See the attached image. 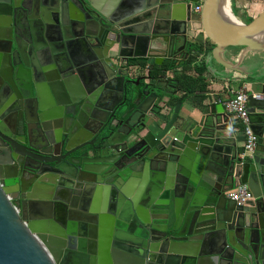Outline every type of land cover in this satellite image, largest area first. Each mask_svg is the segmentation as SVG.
I'll return each mask as SVG.
<instances>
[{
  "label": "water",
  "instance_id": "water-1",
  "mask_svg": "<svg viewBox=\"0 0 264 264\" xmlns=\"http://www.w3.org/2000/svg\"><path fill=\"white\" fill-rule=\"evenodd\" d=\"M225 1L196 14L199 0H0V88L21 98L18 118L7 97L0 110V264H264V87L249 96L258 142L244 163L224 105L180 120L185 94L162 119L170 70L128 88L144 64L126 57L174 70L196 24L209 58L245 74L226 52L264 51V9L246 23ZM75 58L90 65L80 92L65 73ZM239 184L245 206L227 197Z\"/></svg>",
  "mask_w": 264,
  "mask_h": 264
},
{
  "label": "crops",
  "instance_id": "crops-1",
  "mask_svg": "<svg viewBox=\"0 0 264 264\" xmlns=\"http://www.w3.org/2000/svg\"><path fill=\"white\" fill-rule=\"evenodd\" d=\"M262 6L255 7L250 6L253 9L252 12L247 10L245 0H237V7L247 12L248 15L251 17L257 16L263 9L264 4L261 2ZM102 7H106L104 9H108L106 5H102ZM195 4L193 5L194 10ZM195 13V12H194ZM232 18L233 17L232 14ZM237 18L243 22H246L242 18L237 15ZM198 29V37L196 38L199 42V46H201L202 53L204 55L203 59L205 58V62L208 65L207 72L204 75L206 82L208 83V88L206 90H198L196 94L189 95L188 93H184L175 86V88H171L168 86L167 90L172 95L165 96L164 100L166 102L165 109L162 114V119L167 120L169 115H172L175 105H172L173 101L175 104L179 100L180 97H183L185 94H188L187 97L184 98L182 107L180 109L179 118L182 119H192V118H200L204 108L206 105L216 104V105H224V102L232 97L234 93L239 89H246L248 95L256 93V89H263L264 87V51H245L244 48L240 50L237 49H228L226 52V56L229 60H232L235 64H237L245 74L237 72V71H230L225 69L224 67L217 64L214 60L210 59V55H206V53L211 49V40L206 37L203 30L200 29L199 24H196ZM182 35L184 36L185 28H179ZM184 31V32H183ZM189 32V31H187ZM190 34V33H189ZM194 36L191 32L189 38ZM188 39V38H187ZM180 44L182 45L185 41L184 37L180 38ZM179 44V45H180ZM137 61L135 65H143V67L139 68V72L142 77L150 73V70L155 68V70H160L159 73H156V76H159L163 69L170 70L169 77L171 79L178 80L179 75L184 70V67H176L174 70L170 69V65L172 64L170 60L167 58H159L156 60L155 58H150L147 63ZM195 63H191L189 65V72H193V67ZM146 66V67H145ZM134 72L136 71L133 68ZM179 81V80H178ZM249 106V102H248ZM225 107V106H224ZM257 112L259 110L257 109ZM225 114L227 116L226 124L227 128L230 131V144L234 146V151H237L238 156L244 150L245 146V137L242 130V123L233 115L227 113L225 109ZM150 120V119H149ZM192 121V120H191ZM232 189V186L229 190ZM228 190V191H229ZM227 191V192H228Z\"/></svg>",
  "mask_w": 264,
  "mask_h": 264
},
{
  "label": "flooded vegetation",
  "instance_id": "flooded-vegetation-1",
  "mask_svg": "<svg viewBox=\"0 0 264 264\" xmlns=\"http://www.w3.org/2000/svg\"><path fill=\"white\" fill-rule=\"evenodd\" d=\"M1 9H3L2 6H0V10ZM192 11H193V7H192ZM196 26L197 25L192 27V30L190 32H188L186 40H184L185 42L182 45L180 44V47L186 44L185 48L182 49L177 54V57L179 58L180 66L181 65L183 66L184 64H186L187 61H189L191 59H193V62H192L193 64L194 63L195 64L200 63L204 57L201 49L199 50V47H200L199 42L196 39L198 37V29ZM185 29H186V27H185ZM16 30H17V34H15V32L13 34L14 37L16 36V38H13L14 40H13V46H12L11 51H12V56H14V58L16 57L15 60L18 62L19 55L16 52V50H17L16 40L21 44L23 42V37L20 35V33H22V31L18 30V29H16ZM88 30L89 29L87 28L86 33L88 32ZM90 30L94 31V29H90ZM187 31H189V29ZM191 32L193 33L194 36H191L189 38ZM11 33H12V30L7 29V34L9 36H11ZM78 45H80V44H78ZM78 48H80V47L78 46ZM83 48H84V46H83ZM6 58H7V62H8V69L10 70L11 64H12L11 54L9 53ZM78 59L79 58H75V61H74L75 65L79 64V62L82 61V59H80V60H78ZM130 59H131L130 57H126L124 59V61L129 67H132V66H134V62H132ZM171 63H172V61H171ZM74 64L72 63V61L69 60V62L66 64L65 73L71 76L73 81L78 85V92H80L81 89H80L79 85L82 86L83 85L82 80L84 78L86 79V76H88L87 69H85L83 67H86V68L89 67L88 68V70H89L90 65L86 64L85 66H83V64H79V66L73 67ZM150 73H151V70H150ZM153 73H154V71H153ZM128 79L130 80V82L128 83V88L130 91L138 92V91H140V89H142L144 87V83H145L144 79L142 78L140 73H137V71L134 72L133 68H131L130 75L128 76ZM136 81H139V84H137ZM6 97H7V99L12 100L10 105H12V106L15 105V107L17 108L15 110H13L11 113L14 114V119L18 118L20 116V112L18 109L21 106V103H20L21 98L19 96V92L12 90L7 85L0 88V110H2V111H6V109L4 110L6 102H4L2 104V101L5 100ZM32 130H34V127H32Z\"/></svg>",
  "mask_w": 264,
  "mask_h": 264
},
{
  "label": "built area",
  "instance_id": "built-area-1",
  "mask_svg": "<svg viewBox=\"0 0 264 264\" xmlns=\"http://www.w3.org/2000/svg\"><path fill=\"white\" fill-rule=\"evenodd\" d=\"M207 0H199L195 4L194 12L201 14L204 4ZM255 98H261V94H254ZM249 95L246 89L237 90L234 95L224 102L227 113L235 116L242 123V130L245 137L244 150L240 153L241 163L252 159L255 155V148L258 142V136L254 133L249 112ZM227 197L237 206H245L254 199L253 193L247 184H239L227 192Z\"/></svg>",
  "mask_w": 264,
  "mask_h": 264
},
{
  "label": "trees",
  "instance_id": "trees-1",
  "mask_svg": "<svg viewBox=\"0 0 264 264\" xmlns=\"http://www.w3.org/2000/svg\"><path fill=\"white\" fill-rule=\"evenodd\" d=\"M262 2L264 4V0ZM233 12H234V9H233ZM234 14L236 15L235 12H234ZM249 22H246V23H249ZM214 46L215 45L212 43L211 49L206 53V55L212 54V49L214 48ZM200 48H201V46L199 47V50H200ZM241 48H243V47H241V46L229 47V49H237V50H240ZM192 62H193V59L187 61L186 64H184L183 66L181 65L182 67H184V70L182 71V73L178 77V80H179L178 88L180 90H182L184 93H188L189 95L196 94L197 91L200 89L206 90L208 88V83L206 82V79L204 77V75L207 72V67H208V65L205 62V58L202 59V61L200 63H196L194 65L193 72H189L188 68H189L190 63H192ZM153 71H154V73H153ZM159 71L155 70V68H153L151 70V74L155 77L156 73L158 74ZM172 105H175V101H173Z\"/></svg>",
  "mask_w": 264,
  "mask_h": 264
},
{
  "label": "rangeland",
  "instance_id": "rangeland-1",
  "mask_svg": "<svg viewBox=\"0 0 264 264\" xmlns=\"http://www.w3.org/2000/svg\"><path fill=\"white\" fill-rule=\"evenodd\" d=\"M231 1V7L232 10L234 9V12L236 13V15H238L240 18H242L243 20H245L246 22H251L254 19V16L251 17L250 15L247 14L246 11L239 9L237 7V0H230ZM263 0H245L246 4V8L247 10H249L250 12L253 11V9H251L250 6H255V7H260V5L262 4ZM262 6V5H261Z\"/></svg>",
  "mask_w": 264,
  "mask_h": 264
},
{
  "label": "bare ground",
  "instance_id": "bare-ground-1",
  "mask_svg": "<svg viewBox=\"0 0 264 264\" xmlns=\"http://www.w3.org/2000/svg\"><path fill=\"white\" fill-rule=\"evenodd\" d=\"M223 11L227 17H229L232 20H236V19L232 18L233 12H232V8H231L230 0L225 1L224 6H223ZM233 17H234V15H233Z\"/></svg>",
  "mask_w": 264,
  "mask_h": 264
}]
</instances>
